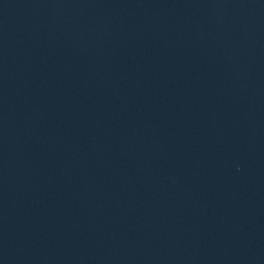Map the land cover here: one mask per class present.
Here are the masks:
<instances>
[{"label":"water","instance_id":"water-1","mask_svg":"<svg viewBox=\"0 0 264 264\" xmlns=\"http://www.w3.org/2000/svg\"><path fill=\"white\" fill-rule=\"evenodd\" d=\"M0 264H264V0H0Z\"/></svg>","mask_w":264,"mask_h":264}]
</instances>
